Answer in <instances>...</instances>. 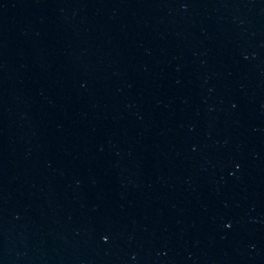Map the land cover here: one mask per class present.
Returning <instances> with one entry per match:
<instances>
[{
    "label": "water",
    "instance_id": "obj_1",
    "mask_svg": "<svg viewBox=\"0 0 264 264\" xmlns=\"http://www.w3.org/2000/svg\"><path fill=\"white\" fill-rule=\"evenodd\" d=\"M0 264H264V0H0Z\"/></svg>",
    "mask_w": 264,
    "mask_h": 264
}]
</instances>
